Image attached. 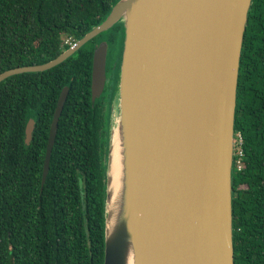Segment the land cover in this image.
Listing matches in <instances>:
<instances>
[{
  "label": "water",
  "instance_id": "1",
  "mask_svg": "<svg viewBox=\"0 0 264 264\" xmlns=\"http://www.w3.org/2000/svg\"><path fill=\"white\" fill-rule=\"evenodd\" d=\"M250 2L119 0L99 25L53 60L0 73L1 82L46 71L112 26H122L106 158L102 264H123L124 237L133 264H233V119ZM106 49L100 42L91 54V101L104 88ZM66 95L64 87L52 113L40 187ZM117 126L125 231L108 240V170ZM32 131L28 119L25 144Z\"/></svg>",
  "mask_w": 264,
  "mask_h": 264
},
{
  "label": "trees",
  "instance_id": "2",
  "mask_svg": "<svg viewBox=\"0 0 264 264\" xmlns=\"http://www.w3.org/2000/svg\"><path fill=\"white\" fill-rule=\"evenodd\" d=\"M118 1L0 0V73L53 60ZM119 36L116 24L58 65L0 82V264H102L115 86L91 101L90 67L93 49ZM64 87L40 187L48 128ZM28 119L33 131L25 144ZM237 136L242 157L230 180L233 264H264V0H251L242 37L233 143Z\"/></svg>",
  "mask_w": 264,
  "mask_h": 264
},
{
  "label": "bare ground",
  "instance_id": "3",
  "mask_svg": "<svg viewBox=\"0 0 264 264\" xmlns=\"http://www.w3.org/2000/svg\"><path fill=\"white\" fill-rule=\"evenodd\" d=\"M108 194L106 237L110 240L117 233L125 231L123 220L122 147L119 126L113 130L108 170ZM123 264H133L131 245L127 237H124Z\"/></svg>",
  "mask_w": 264,
  "mask_h": 264
},
{
  "label": "rangeland",
  "instance_id": "4",
  "mask_svg": "<svg viewBox=\"0 0 264 264\" xmlns=\"http://www.w3.org/2000/svg\"><path fill=\"white\" fill-rule=\"evenodd\" d=\"M121 53V37L119 36L113 44L108 45L106 49V80L104 84V88L111 89L114 85L115 78L117 77V64L119 61V55ZM112 65V69H108V65ZM116 113L115 106L112 107V116L114 117ZM116 121V120H115ZM114 121V124H115Z\"/></svg>",
  "mask_w": 264,
  "mask_h": 264
},
{
  "label": "built area",
  "instance_id": "5",
  "mask_svg": "<svg viewBox=\"0 0 264 264\" xmlns=\"http://www.w3.org/2000/svg\"><path fill=\"white\" fill-rule=\"evenodd\" d=\"M234 149H233V157H232V170L239 171L241 169V151H240V144L241 140L240 137L237 136V139L234 141Z\"/></svg>",
  "mask_w": 264,
  "mask_h": 264
},
{
  "label": "flooded vegetation",
  "instance_id": "6",
  "mask_svg": "<svg viewBox=\"0 0 264 264\" xmlns=\"http://www.w3.org/2000/svg\"><path fill=\"white\" fill-rule=\"evenodd\" d=\"M106 73H107V69H106V61H105V80H106Z\"/></svg>",
  "mask_w": 264,
  "mask_h": 264
}]
</instances>
